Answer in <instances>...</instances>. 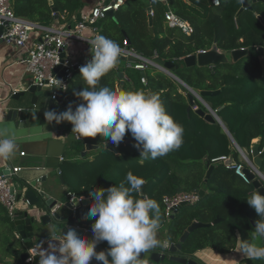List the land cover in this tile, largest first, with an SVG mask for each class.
Returning a JSON list of instances; mask_svg holds the SVG:
<instances>
[{"label": "trees", "instance_id": "1", "mask_svg": "<svg viewBox=\"0 0 264 264\" xmlns=\"http://www.w3.org/2000/svg\"><path fill=\"white\" fill-rule=\"evenodd\" d=\"M51 1L13 0V7L18 16L41 26L54 24V7L63 22L68 19L72 25L80 21L85 6L83 0H53L54 4ZM151 1L126 0L113 16H106L100 21V35L146 58L179 64L174 68V73L190 87L198 92H217L205 100L218 112L234 140L220 123L208 122L195 109L188 111L189 90L162 70L149 66L143 76L142 71L135 68L115 67L101 78L97 89L106 86L116 91L142 90L146 94H158L167 112L184 128L183 145L164 157L145 161L140 157V150L135 147L136 141L130 133L126 132L117 152H113L105 147L106 142L99 134L77 139L72 132V124L64 121L62 127L72 135L74 152L78 150L81 153L86 144L100 145L101 148L93 161H64L62 174L69 191L78 196L91 197V189H107L114 184L118 186L125 180L126 174L132 172L146 181L144 194L137 195L141 198L148 195L160 204L161 226L166 222L164 196H173L181 191L200 192L203 189L207 194L201 203L186 205L172 216L167 226V238L171 243H178L189 226L198 221L206 226L190 234L183 244L182 253L193 255L208 246L224 251L226 237L214 233V225H208L218 217L224 218L229 225L233 220L238 221L241 223L243 240L250 239L259 217L246 198L255 191V186L252 181L246 182L234 169L228 168L225 162L212 163L211 160L233 156L235 163L248 166L246 161L239 158L235 142L248 155H252L255 145L259 146L261 152L264 151V51L215 67H188L184 58L201 50H209L215 38L218 48L225 51L253 46L264 48V22L259 18L262 16L264 19V0H249L250 7H246L239 16L242 0H221L220 6H214L211 0H190L192 4L185 0H168V4L160 0ZM152 4L154 33L150 31L147 12ZM170 9L189 21L195 27V33L184 35L178 30L169 29L165 23V13ZM125 41H129V44L125 45ZM155 53L158 54L157 58ZM83 87L87 85L78 69L64 94L65 101L72 102L74 106L81 103L74 92ZM196 104L199 109L208 112L197 99ZM256 139L258 141L254 142ZM208 162L215 165L209 178ZM260 169L264 172V160ZM240 204L247 209L245 215L239 214ZM90 205L84 207L80 221L92 227L96 218L88 216ZM0 217V252L3 253L0 262L23 264L22 254L27 249L23 241L16 238L17 227L13 217L7 210L1 211ZM247 226L251 228L248 230ZM231 249L227 248V251ZM9 257L16 263L6 260Z\"/></svg>", "mask_w": 264, "mask_h": 264}, {"label": "clouds", "instance_id": "2", "mask_svg": "<svg viewBox=\"0 0 264 264\" xmlns=\"http://www.w3.org/2000/svg\"><path fill=\"white\" fill-rule=\"evenodd\" d=\"M89 43L92 58L79 68L87 87L74 92L82 102L75 108L70 102L61 112L46 110L45 120L49 124L70 122L77 139L99 134L106 144L111 142L117 147L126 132L130 133L145 161L179 150L184 142V128L167 112L158 94H146L142 90L116 91L106 86L97 89L101 78L118 64L122 49L104 35H97ZM62 85L57 80L56 87L63 88ZM16 149L15 136L6 135V127L0 128V159L13 158ZM145 183L143 178L128 172L118 186L91 189L88 216L96 218L91 227L92 239L75 228L62 232L59 238L49 233L48 247L44 248L43 242L37 243L30 256H38V264H90L93 258L101 264H138L142 253L167 248L168 243L158 238L162 221L160 204L153 198L137 195ZM82 199L72 196L73 207ZM246 201L259 219L250 239L241 241L239 252L253 261L264 260V194L254 191ZM101 241H106L108 248L97 251Z\"/></svg>", "mask_w": 264, "mask_h": 264}, {"label": "water", "instance_id": "3", "mask_svg": "<svg viewBox=\"0 0 264 264\" xmlns=\"http://www.w3.org/2000/svg\"><path fill=\"white\" fill-rule=\"evenodd\" d=\"M242 2L243 7L238 12V16L244 12L246 7H250L249 0H242ZM51 4H54V2L51 1ZM148 11L151 12V8H148ZM54 12L55 14L57 13L55 7ZM113 15L114 11H109L107 13V16ZM259 18L264 22L262 16H259ZM149 19L150 30L154 33V22L151 13ZM1 33L2 29L0 28V34ZM263 51L264 48H257L254 46L250 48H239L232 51H225L218 48L217 38H215V43L209 50H201L194 55L187 56L184 58V63L185 66L188 67H215L222 64L236 62L251 53L257 52L256 54L258 55ZM119 59L134 61V59H128L124 55H120ZM156 62L162 66L165 73H168L189 90L188 100L190 104L188 111L195 109L197 107L196 99L199 100L206 107L208 112L203 109H195L196 112L208 122L220 123L231 136L222 119L219 117L218 112L215 111L205 100L206 97L212 96L217 92L207 90L198 92L176 76L174 68L178 67L179 64L159 59H157ZM142 75L144 76L145 72H142ZM54 92H57L55 98L53 97ZM26 94L31 95L32 99L30 103L34 108H17L12 106V100L18 101L21 96H25ZM68 105L69 103L65 101V95L63 94L62 89L41 87L36 84L30 86L26 92H18L12 96L11 99L4 100L0 103V110L3 112V115L0 117V128L6 127V135L15 136L17 142L22 144V148L27 156V163L24 165L23 169L25 174L23 177L18 178V183L12 188L13 192L17 189L18 200L24 201V206L17 210L13 220L27 249L32 247L35 241L41 243L42 238L47 237L46 231H50L52 228L56 231L55 233H58L59 235H61L62 232H66L69 228H75L88 239H92V232L85 231V227L88 223L80 221V218L84 215V207L92 202L85 200L82 206L73 210L74 207L66 196L61 195L59 197L57 195L60 190L55 184L57 183L56 178L60 179L61 183L64 184L65 181L62 174V165L64 161L67 160L69 153L74 152L75 149L71 141H68V144L56 136L57 130H64L62 127L63 122L56 124L53 121L49 124L45 120L44 112L46 110L61 112L66 110ZM73 108H75L74 105ZM25 112L29 118L24 120L21 116ZM53 126L60 129L52 128ZM235 144L239 152H243L236 142ZM105 147L113 152H117L118 148L111 142H108ZM100 148V145L86 144L81 151V155L84 157L87 153L93 150H99ZM252 155L253 158H255V160L253 159L254 162L250 157L246 156L249 167L245 169V174L248 180L253 182L257 191H261V193L264 194V186L260 180L257 179V174L250 169V167L253 166L257 169L262 167L264 151L261 152L259 146L255 145L252 150ZM225 164L226 166L234 165V157L230 156ZM208 166L210 168L207 172V178H209L215 170V165H212L210 162H208ZM144 187L145 185H143L141 189L142 195L144 194ZM200 194L204 197L205 190H200ZM184 206H186V204L182 205V207ZM179 209L176 210L175 214L178 213ZM216 222H218V219L215 220L214 223ZM204 226L206 225L198 221L193 222L188 230L181 236L178 243H171L169 239L166 238L168 242L167 248L160 247L152 250L150 254H145L146 258L151 255V259L148 260L149 264H205L202 260L198 259L196 253L193 255L182 253L183 244L190 234L196 229ZM105 243L106 241L99 242L96 250H106L107 245ZM141 255L144 254L142 253ZM27 257L28 252L22 254V260L25 261ZM90 264H101V262H98L93 258L90 261Z\"/></svg>", "mask_w": 264, "mask_h": 264}, {"label": "built area", "instance_id": "4", "mask_svg": "<svg viewBox=\"0 0 264 264\" xmlns=\"http://www.w3.org/2000/svg\"><path fill=\"white\" fill-rule=\"evenodd\" d=\"M125 2L126 0L103 2L94 7L91 12L82 15V19L74 28L66 29L41 26L18 16L13 7V0H0V28L2 29L0 40L14 44L24 51V56L19 62L25 64L27 71L33 76L34 84L41 87L59 88L65 94L75 72L82 66L81 63L74 60L69 52L68 39L81 38L88 31L92 32L95 37L100 35L99 21L104 19L109 11L115 12L118 10ZM211 2L214 6H220L222 1L211 0ZM150 13L152 16L154 15L153 11ZM165 19L170 27L178 28L186 35L195 33V27L189 21L181 18L172 9L165 13ZM91 40L93 39H87L88 42ZM128 44V41H125V45ZM121 49V55L126 56L128 59H134V61L128 60L127 67L129 68L133 67L137 70H146L149 66L162 68L156 62V59L146 58L131 48L124 47ZM155 57H158L157 53H155ZM56 79L63 83V88L56 87ZM16 91L18 90L12 87V92L16 93ZM56 96L57 92H54L53 97L55 98ZM241 153L244 161H247L245 151L243 150ZM228 159V156H220L213 158L211 162H226ZM228 168L234 169L238 175L249 182L245 174L246 166L243 163H235L228 166ZM253 168L256 170L255 173H259L257 168L254 166ZM21 169V167L7 165L4 172L0 173V203L7 208L12 217H14L19 208L24 206V201L18 200L17 189L14 192L12 191V188L16 186L14 179L18 177ZM72 196L74 198L83 197L73 210L82 206L85 200L92 202V197L78 196L75 192L68 191L66 197L72 205ZM145 196L149 197L148 195ZM201 198L202 196L198 191H181L173 196H164L163 203L165 205L166 218H171L183 204L195 205L200 202ZM85 231L92 232L89 224L85 227ZM60 236L59 234L56 235L57 238ZM50 239L51 237L42 238V246L44 248L48 247L47 242ZM36 245L37 242L35 241L32 247L28 248V257L24 261V264H38L39 257L33 258L30 256Z\"/></svg>", "mask_w": 264, "mask_h": 264}, {"label": "crops", "instance_id": "5", "mask_svg": "<svg viewBox=\"0 0 264 264\" xmlns=\"http://www.w3.org/2000/svg\"><path fill=\"white\" fill-rule=\"evenodd\" d=\"M83 1H84L85 6L83 8V14H81V16L84 15L85 13L91 12L94 7L98 6L99 4H101L103 2H106L107 0H83ZM160 1L168 4V0H160ZM185 1L189 4H192L190 0H185ZM150 2H152V1L150 0ZM148 8H151V11H153V13H154V5L153 4L150 5ZM200 10L203 11V9H200ZM147 12L150 15V12L148 11V9H147ZM56 14H54L56 21L54 22V24L51 25L52 27L70 29V28H74V26L77 24V23L72 24V25L69 24L70 21L68 19L63 22V19H59L58 13H56ZM81 19H82V17H81ZM165 23L169 29H175V30H178L181 33H183L178 28L170 27L168 25V23L166 22V20H165ZM184 35H186V34H184ZM94 38H95V35L92 32L88 31V32H85L81 38L68 39V50L76 62H79L82 65H84L87 60H90L92 58L91 52H90L91 45L87 41V39H94ZM23 56H24V51L21 48L17 47L14 44H10L4 40H0V103L4 100L11 99V97L14 96L18 92H26L29 89V87L34 84L33 76L27 71L25 64L19 62ZM123 67L116 65V68L123 69ZM12 87L16 88L18 91H16V93L12 92ZM31 99H32L31 95L26 94L25 96H21L18 101L12 100L11 103H12V106L17 107V108H34L30 103ZM2 115H3V112H2V110H0V117ZM21 118H23L25 120L29 117L25 112L21 116ZM52 128H57V127L53 126ZM57 129H60V128H57ZM56 136L58 138H60L63 142L68 143V144H69L68 141L72 140V135L67 133L66 130H63V131L57 130ZM257 140L258 139H256L255 141H257ZM23 153H25V151L22 148V144L17 142V149H16V153H15L14 157L9 159V160L0 159V173L4 172L7 165H13V166L22 168L21 171L18 173V177L17 178L15 177V179H14V182L16 184L19 181L18 178L23 177L25 174L23 172V169H24V165H26V163H27V160H26L27 156H26V154L23 155ZM256 174H257V179H259L260 182L262 183V185L264 186V172L261 171V172L256 173ZM56 179H57V183H55V184L57 185L58 189L62 192V195L66 196L67 192L69 191V189L67 188V185H66V181L64 180L65 182H64V184H62L60 179H58V178H56ZM255 191H257L256 188H255ZM206 194H207V192L205 191V195ZM204 197L201 198L199 203L202 202V199ZM199 203H197V204H199ZM197 204L190 205V206H196ZM4 210H7V208L3 204L0 203V212L1 211L3 212ZM7 212H8V210H7ZM216 212L217 211H215V213ZM239 212H241L239 214H242V215H245L247 213V209L244 207L243 204H240ZM217 219H218V222L214 223L215 222V220H214L208 226L214 225V230H215L214 233L220 234V235H222V237H226L227 241H226V245H224L225 249H224V251H219L216 248H214L213 246H208V247H205L203 249H200L196 252L199 260H202L205 264H238V263H240V264H264V260L253 261V260H250L247 257L243 256L239 252V245H240L241 241L243 240L240 222L233 220V221H231V223L229 225L228 222L224 221V218L218 217ZM171 220H172V217L169 219L166 218V222L164 223L166 226L165 225L160 226V229L158 232V238L162 242H165V241L167 242V240H166V238H167V226ZM0 224H1V217H0ZM249 228H251V227L247 226L248 230H249ZM15 235H16L17 239H21L23 241V239H22V237H21V235L17 229L15 230ZM235 238H236V240H235ZM227 248H232V249L227 251ZM19 249H22V247H19ZM27 250L23 251V252L25 253V252H27ZM150 259H151V255H149L148 258H146L145 254H144V255H142V257L138 261V264H149L148 260H150ZM6 260L11 261L13 263H16V261L14 259H12L11 257H9ZM0 264H2V263L0 262ZM157 264H160V263H157Z\"/></svg>", "mask_w": 264, "mask_h": 264}, {"label": "rangeland", "instance_id": "6", "mask_svg": "<svg viewBox=\"0 0 264 264\" xmlns=\"http://www.w3.org/2000/svg\"><path fill=\"white\" fill-rule=\"evenodd\" d=\"M101 21V20H100ZM100 21H99V23H100ZM151 29V28H150ZM151 31V30H150ZM152 33V32H151ZM145 35V34H144ZM127 62H128V60H120L119 59V61H118V66H120V67H126V68H128V69H132V68H129V67H127ZM124 67H123V69H124ZM147 69V68H146ZM163 69V68H162ZM145 70V69H144ZM144 70H141L142 72H144ZM131 71V70H130ZM130 71H129V73H130ZM167 75H169L168 73H166ZM170 76V75H169ZM172 77V76H171ZM176 80V79H175ZM144 82H146V80L144 79ZM180 83V82H179ZM181 84V83H180ZM208 103V102H207ZM209 104V103H208ZM195 109H199V107H196ZM208 111V110H207ZM258 141V140H257ZM257 141H255L254 140V142H257ZM72 142V145L74 146V143H73V141H71ZM99 151H100V149L99 150H93V151H91V152H89L86 156H82L81 155V153H80V151H78L77 150V152H70L69 153V155H68V158H67V160H71V159H74V160H77V161H82V160H90V161H93L94 159H96L97 158V156H98V154H99ZM252 153V152H251ZM243 156H242V154L239 152V158H242ZM248 157H250L251 158V160L254 162V160H255V158H254V160H253V155H248ZM243 159V158H242ZM244 160V159H243ZM250 169L253 171V172H256V170L253 168V167H250ZM259 170V172H261V170L260 169H258ZM59 197L62 195V192L61 191H59V193L57 194ZM58 197V198H59ZM56 231H54V229L52 228V230H50V231H46V236L47 237H50V234L49 233H51L52 235H54V236H56V235H58V233H55ZM106 245H107V248H108V244H107V242L105 243ZM3 253L2 252H0V255H2ZM6 261V260H5Z\"/></svg>", "mask_w": 264, "mask_h": 264}, {"label": "bare ground", "instance_id": "7", "mask_svg": "<svg viewBox=\"0 0 264 264\" xmlns=\"http://www.w3.org/2000/svg\"><path fill=\"white\" fill-rule=\"evenodd\" d=\"M236 258V257H235ZM223 261V260H222Z\"/></svg>", "mask_w": 264, "mask_h": 264}]
</instances>
